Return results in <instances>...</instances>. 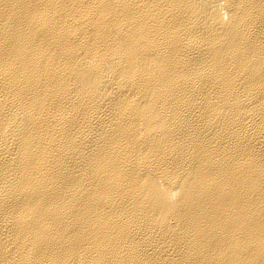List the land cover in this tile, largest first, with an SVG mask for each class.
<instances>
[{
  "label": "bare ground",
  "instance_id": "1",
  "mask_svg": "<svg viewBox=\"0 0 264 264\" xmlns=\"http://www.w3.org/2000/svg\"><path fill=\"white\" fill-rule=\"evenodd\" d=\"M0 264H264V0H0Z\"/></svg>",
  "mask_w": 264,
  "mask_h": 264
}]
</instances>
